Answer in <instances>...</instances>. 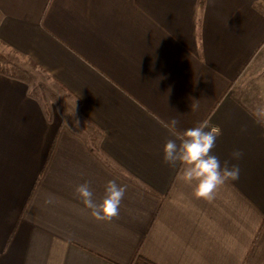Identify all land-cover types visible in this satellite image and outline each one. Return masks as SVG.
<instances>
[{
	"label": "crops",
	"instance_id": "obj_1",
	"mask_svg": "<svg viewBox=\"0 0 264 264\" xmlns=\"http://www.w3.org/2000/svg\"><path fill=\"white\" fill-rule=\"evenodd\" d=\"M0 47L94 130L0 68V264H264V0H0ZM172 119L219 128L213 154L241 169L212 201L163 160ZM109 180L127 190L98 221L75 189L100 203Z\"/></svg>",
	"mask_w": 264,
	"mask_h": 264
},
{
	"label": "clouds",
	"instance_id": "obj_2",
	"mask_svg": "<svg viewBox=\"0 0 264 264\" xmlns=\"http://www.w3.org/2000/svg\"><path fill=\"white\" fill-rule=\"evenodd\" d=\"M195 107L192 105L191 109L195 110ZM79 123V120H74L76 126H79ZM178 123L176 119L163 123L175 137L166 141L163 160L170 166H180L177 180L192 186L196 198L212 201L223 185L239 180L241 169L238 164L230 165L229 161H225L222 166L219 158L213 154L216 140L221 134L219 128L206 130L208 125L205 122L180 132L177 130ZM231 155L235 160L243 157L240 150L233 151ZM126 190V186L109 180L105 196L100 203L94 201L93 192L87 183L78 185L75 192L96 220L108 221L119 215ZM46 203H51V200Z\"/></svg>",
	"mask_w": 264,
	"mask_h": 264
},
{
	"label": "rangeland",
	"instance_id": "obj_3",
	"mask_svg": "<svg viewBox=\"0 0 264 264\" xmlns=\"http://www.w3.org/2000/svg\"><path fill=\"white\" fill-rule=\"evenodd\" d=\"M0 50V68L10 72V74H19L26 78L30 87V92L40 100L46 112L52 111V113H58L63 120L68 122L67 125L82 133L85 137L90 135L91 132H94L92 127L78 115L76 107L77 103L73 97L62 90L52 77L47 75L34 63L24 59L25 62L21 64L18 61H14L11 56L8 55L9 57H7V55L3 54L10 53V51H6V49L2 47H0ZM9 60L12 61L11 65L7 63ZM236 88L234 87V93H236L241 99L245 100L250 105L258 103V100H254L256 99L255 97L250 96L247 92L241 91L240 88H238L239 90ZM257 88L259 90H264V79L259 80ZM257 107L258 106L255 108L258 112L264 111L262 106H260L261 108L259 109ZM73 113L74 115H72ZM262 116H264V112H262ZM74 120H79V126L74 124Z\"/></svg>",
	"mask_w": 264,
	"mask_h": 264
},
{
	"label": "trees",
	"instance_id": "obj_4",
	"mask_svg": "<svg viewBox=\"0 0 264 264\" xmlns=\"http://www.w3.org/2000/svg\"><path fill=\"white\" fill-rule=\"evenodd\" d=\"M202 3V0H200V4Z\"/></svg>",
	"mask_w": 264,
	"mask_h": 264
}]
</instances>
